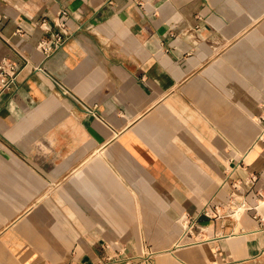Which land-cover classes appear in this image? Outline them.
<instances>
[{
  "label": "crops",
  "instance_id": "0c3cea01",
  "mask_svg": "<svg viewBox=\"0 0 264 264\" xmlns=\"http://www.w3.org/2000/svg\"><path fill=\"white\" fill-rule=\"evenodd\" d=\"M2 58L0 264H264V0H0Z\"/></svg>",
  "mask_w": 264,
  "mask_h": 264
},
{
  "label": "built area",
  "instance_id": "2783aa9c",
  "mask_svg": "<svg viewBox=\"0 0 264 264\" xmlns=\"http://www.w3.org/2000/svg\"><path fill=\"white\" fill-rule=\"evenodd\" d=\"M67 18H68L67 12L65 10H61L59 13L58 22L56 23L58 30L55 34V38L52 45L46 42H41L39 44L44 55L46 56L49 55L54 48L61 46L70 37V32L67 28ZM36 70L42 71L43 68L39 66L36 68ZM18 71H19V67L15 64V62L7 58L0 59V78L4 80L3 83L4 87H9L14 83ZM60 88L61 90L67 92V90L63 86H61ZM204 213L208 214L206 210H204ZM195 221L196 219L189 218L186 225L183 227L181 238L189 233Z\"/></svg>",
  "mask_w": 264,
  "mask_h": 264
}]
</instances>
